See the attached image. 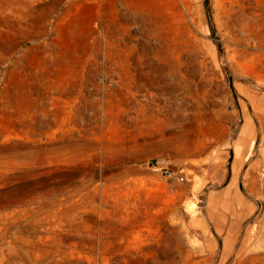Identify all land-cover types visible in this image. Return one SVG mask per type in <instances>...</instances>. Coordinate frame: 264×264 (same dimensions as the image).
I'll return each instance as SVG.
<instances>
[{"label": "rangeland", "instance_id": "rangeland-1", "mask_svg": "<svg viewBox=\"0 0 264 264\" xmlns=\"http://www.w3.org/2000/svg\"><path fill=\"white\" fill-rule=\"evenodd\" d=\"M0 264H264V0H0Z\"/></svg>", "mask_w": 264, "mask_h": 264}, {"label": "built area", "instance_id": "built-area-1", "mask_svg": "<svg viewBox=\"0 0 264 264\" xmlns=\"http://www.w3.org/2000/svg\"><path fill=\"white\" fill-rule=\"evenodd\" d=\"M161 170L167 180L171 182L183 183L185 181V176L182 171H177L176 169L171 168L170 166H161Z\"/></svg>", "mask_w": 264, "mask_h": 264}]
</instances>
